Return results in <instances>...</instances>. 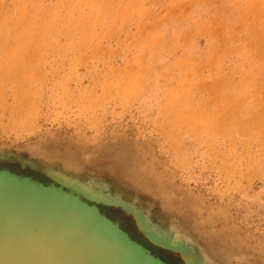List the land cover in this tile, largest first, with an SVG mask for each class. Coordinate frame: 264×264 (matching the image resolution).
<instances>
[{"label": "rangeland", "instance_id": "1", "mask_svg": "<svg viewBox=\"0 0 264 264\" xmlns=\"http://www.w3.org/2000/svg\"><path fill=\"white\" fill-rule=\"evenodd\" d=\"M0 169L171 264H264V0H0Z\"/></svg>", "mask_w": 264, "mask_h": 264}, {"label": "water", "instance_id": "2", "mask_svg": "<svg viewBox=\"0 0 264 264\" xmlns=\"http://www.w3.org/2000/svg\"><path fill=\"white\" fill-rule=\"evenodd\" d=\"M39 171L59 186L0 169V221L8 224L0 227V252L4 251L0 264H169L100 210V204L116 205L98 200L97 191ZM27 200L35 205L25 204ZM29 206L44 211L39 217L45 225L32 222ZM3 226L15 229L12 238L4 234ZM138 228L153 243L176 252ZM3 235L10 241L3 243ZM29 252L40 258H26Z\"/></svg>", "mask_w": 264, "mask_h": 264}, {"label": "flooded vegetation", "instance_id": "3", "mask_svg": "<svg viewBox=\"0 0 264 264\" xmlns=\"http://www.w3.org/2000/svg\"><path fill=\"white\" fill-rule=\"evenodd\" d=\"M99 207H100V210L103 212V213H105L109 218H111L112 220H114V221H118L119 222V224H120V226L124 229V230H126L134 239H137L136 237H134L132 234H131V232H129L123 225H122V223H121V221L120 220H118V219H115L109 212H108V209L109 208H111V207H109V206H106V205H99ZM137 241H139L140 243H142L144 246H146V247H148L147 245H146V243H144L143 241H141L140 239H137ZM149 249H151L150 247H149ZM151 251L153 252V250L151 249ZM161 257V256H160ZM162 259H164L163 257H161ZM165 261H167L166 259H164ZM168 263H170L169 261H167ZM171 264V263H170Z\"/></svg>", "mask_w": 264, "mask_h": 264}, {"label": "bare ground", "instance_id": "4", "mask_svg": "<svg viewBox=\"0 0 264 264\" xmlns=\"http://www.w3.org/2000/svg\"><path fill=\"white\" fill-rule=\"evenodd\" d=\"M143 227H145V226H143ZM25 257L26 258H33L34 257V258H37V259L40 258L39 254H37V253H30V252L29 253H26Z\"/></svg>", "mask_w": 264, "mask_h": 264}, {"label": "crops", "instance_id": "5", "mask_svg": "<svg viewBox=\"0 0 264 264\" xmlns=\"http://www.w3.org/2000/svg\"><path fill=\"white\" fill-rule=\"evenodd\" d=\"M104 205V204H103ZM106 206H108L107 204H106ZM110 206H113V207H118V206H114V205H110Z\"/></svg>", "mask_w": 264, "mask_h": 264}]
</instances>
